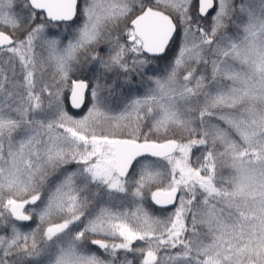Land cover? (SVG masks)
Returning a JSON list of instances; mask_svg holds the SVG:
<instances>
[{
    "label": "snow or ice",
    "instance_id": "obj_1",
    "mask_svg": "<svg viewBox=\"0 0 264 264\" xmlns=\"http://www.w3.org/2000/svg\"><path fill=\"white\" fill-rule=\"evenodd\" d=\"M0 264H264V0H0Z\"/></svg>",
    "mask_w": 264,
    "mask_h": 264
}]
</instances>
